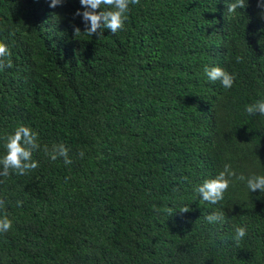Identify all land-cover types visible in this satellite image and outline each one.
I'll use <instances>...</instances> for the list:
<instances>
[{"label": "trees", "instance_id": "obj_1", "mask_svg": "<svg viewBox=\"0 0 264 264\" xmlns=\"http://www.w3.org/2000/svg\"><path fill=\"white\" fill-rule=\"evenodd\" d=\"M231 2L140 0L98 38L74 18L79 0H0L13 64L0 71V157L21 125L41 145L37 169L0 177L13 224L0 264H264V193L236 182L213 205L194 191L225 164L264 175V116L245 112L264 99V18L257 0L231 18ZM61 144L71 164L43 150Z\"/></svg>", "mask_w": 264, "mask_h": 264}, {"label": "clouds", "instance_id": "obj_2", "mask_svg": "<svg viewBox=\"0 0 264 264\" xmlns=\"http://www.w3.org/2000/svg\"><path fill=\"white\" fill-rule=\"evenodd\" d=\"M66 0H50V7L55 8L62 6ZM80 5L84 8L81 12L77 10L73 15L74 18L79 16L85 24V31L90 36L103 35L104 30H110L112 34L123 30L125 23L128 20V13L131 5H137L140 0H79ZM248 7V0H232L227 5V13L229 17L235 18L238 15V9L243 10ZM257 7L261 9V17L264 18V0H257ZM99 9V11H98ZM75 34L81 32L79 27L74 28ZM12 52L7 44L0 42V71L11 68ZM237 62H242L243 57L237 56ZM204 74L211 82L219 81L225 89H231L235 76L218 66H205ZM245 112L249 115L264 116V99L257 100L254 103L245 106ZM39 134L28 126L21 125L15 131L6 137L5 154L0 157V177L7 178L12 173L23 176L34 171L39 167V162L33 159V153L41 148ZM44 152L50 160L56 161L63 158L65 164H71L69 158V150L64 145H53L49 149L44 146ZM80 157L84 156L83 152L79 153ZM4 179H0V184H3ZM236 182L244 183L248 190L264 193V175H251L246 177L244 174H237L231 164H225L223 170L215 177L205 179L200 185L194 188V191L199 194L200 198L209 204H219L225 198V193L228 192L230 186H235ZM22 201H17V206H20ZM5 201L0 199V210L4 209ZM180 213L189 212L188 207L178 210ZM225 211L213 212L205 217L208 223H223L225 221ZM13 224L11 219L5 213L0 216V234L8 233ZM247 235L245 227H237L235 229L234 240L241 241Z\"/></svg>", "mask_w": 264, "mask_h": 264}]
</instances>
